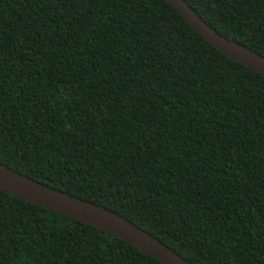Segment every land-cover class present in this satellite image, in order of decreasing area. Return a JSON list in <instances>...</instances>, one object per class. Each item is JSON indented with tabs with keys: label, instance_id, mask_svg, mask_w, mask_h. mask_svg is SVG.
I'll return each instance as SVG.
<instances>
[{
	"label": "trees",
	"instance_id": "obj_1",
	"mask_svg": "<svg viewBox=\"0 0 264 264\" xmlns=\"http://www.w3.org/2000/svg\"><path fill=\"white\" fill-rule=\"evenodd\" d=\"M264 56V0H185ZM0 163L191 264H264V76L166 0H0ZM0 264H160L0 190Z\"/></svg>",
	"mask_w": 264,
	"mask_h": 264
},
{
	"label": "water",
	"instance_id": "obj_2",
	"mask_svg": "<svg viewBox=\"0 0 264 264\" xmlns=\"http://www.w3.org/2000/svg\"><path fill=\"white\" fill-rule=\"evenodd\" d=\"M166 1L218 52L264 76V56L219 34L185 0ZM0 190L13 197L101 229L156 259L160 264H191L161 243L158 238L118 213L40 183L2 163H0Z\"/></svg>",
	"mask_w": 264,
	"mask_h": 264
}]
</instances>
